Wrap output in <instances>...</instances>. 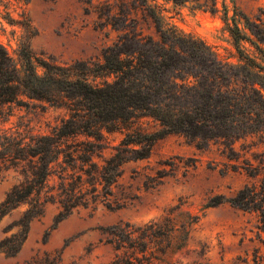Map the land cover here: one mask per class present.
<instances>
[{
	"label": "trees",
	"instance_id": "obj_1",
	"mask_svg": "<svg viewBox=\"0 0 264 264\" xmlns=\"http://www.w3.org/2000/svg\"><path fill=\"white\" fill-rule=\"evenodd\" d=\"M83 1L90 5L92 0ZM107 1L94 5L96 27L109 26L116 38L101 49L100 61L63 62L28 44L19 45L12 57L0 44L1 121L12 107L47 104L66 110L48 132L0 126V180L10 176L13 181L0 201V221L9 217L1 228L0 253H18L31 221L49 205L57 208L58 222L77 209L105 204L124 164L147 158L154 143L171 133L197 149L217 143L231 167L241 166L251 178L261 174L227 197H212L205 206L227 202L254 211L264 231V152H250V160L234 147L241 140L243 150L252 137L264 143V61L255 56L264 59L263 19L233 12L229 25L224 16L236 52L237 62L231 63L202 39L177 31L153 0ZM240 41L248 42L253 54ZM142 117L154 127L142 129L138 123L129 130ZM119 125L127 131L108 156L95 160L103 148L101 129ZM164 164L173 166L172 161ZM164 175V168L146 174L144 187L154 188ZM171 213L139 225L119 222L105 228V243L117 252L98 264H151L159 259L157 242L167 241L175 231L186 234L197 221L187 214L176 224ZM22 264H61L60 255L43 250Z\"/></svg>",
	"mask_w": 264,
	"mask_h": 264
},
{
	"label": "rangeland",
	"instance_id": "obj_2",
	"mask_svg": "<svg viewBox=\"0 0 264 264\" xmlns=\"http://www.w3.org/2000/svg\"><path fill=\"white\" fill-rule=\"evenodd\" d=\"M99 1L105 3L104 0H92L90 5L83 0H0V44L12 57L19 45L28 44L33 50L63 62L100 61L101 49L116 38V32L109 26L96 27L93 10ZM153 1L162 9L165 21L177 31L202 39L220 58L231 63L237 62L233 56L236 52L224 16L229 25L233 12L254 20L260 16L264 22V0ZM238 25L243 29L242 19ZM144 26L143 31L149 33ZM239 46L253 54L248 42L240 41ZM255 56L263 64L264 59ZM65 116L63 107L47 104L12 107L8 119H0V126L21 130L26 125L34 132H48ZM138 123L142 129L154 127L149 118L142 117L129 130ZM126 128L119 125L110 131L101 129L103 148L95 160L101 161L112 152ZM241 142L235 143V150L250 160V152H264V143L256 137L247 138L243 150L239 147ZM222 148L210 142L197 149L180 134L165 135L154 143L147 158L124 164L105 204L99 202L94 208L77 209L58 222L57 208L49 205L41 217L31 221L18 253L12 257L0 253V264H22L43 250L57 251L61 264L104 263L117 252L105 243V228L119 222L139 225L160 220L170 210L176 224L187 214L196 216L197 221L186 234L175 231L167 241L157 242L162 251H155L159 259H153L151 264H264V231L258 227L256 212L237 209L227 202L205 206L212 197H227L261 175L251 178L241 166L231 167L221 153ZM166 161H172L173 166L165 165ZM161 168L165 169V175L160 183L145 188V175H154ZM12 182L10 176L0 180V201ZM8 220L9 217H4L0 221V238L4 235L1 228Z\"/></svg>",
	"mask_w": 264,
	"mask_h": 264
}]
</instances>
